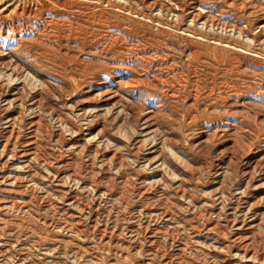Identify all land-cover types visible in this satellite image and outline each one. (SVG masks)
<instances>
[{
	"label": "rangeland",
	"instance_id": "obj_1",
	"mask_svg": "<svg viewBox=\"0 0 264 264\" xmlns=\"http://www.w3.org/2000/svg\"><path fill=\"white\" fill-rule=\"evenodd\" d=\"M66 1L0 0V264H261L253 256L261 244L243 233L251 226L264 241V177L235 169L218 151L232 141L241 152L264 146L253 132L264 121L236 109L241 123L210 138L207 152L196 138L218 111L199 106L189 119L190 105L175 99L154 114L160 92L149 87L143 98L124 87L106 104L88 100L97 95L91 85L112 80L111 69L81 54L74 29L105 46L119 23L125 33L114 43L131 37L174 54L192 46L206 69L231 61L230 81L264 83V0ZM66 25L73 29L65 38ZM183 59L193 61L186 52ZM76 81L86 93L73 92ZM127 100L141 103V116L129 117Z\"/></svg>",
	"mask_w": 264,
	"mask_h": 264
},
{
	"label": "bare ground",
	"instance_id": "obj_2",
	"mask_svg": "<svg viewBox=\"0 0 264 264\" xmlns=\"http://www.w3.org/2000/svg\"><path fill=\"white\" fill-rule=\"evenodd\" d=\"M46 1V0H45ZM68 1V0H67ZM66 1V2H67ZM51 2V1H50ZM59 3V1H58ZM111 4V3H110ZM195 4V3H194ZM51 5V4H50ZM66 5V4H65ZM193 5V4H192ZM198 5V4H196ZM49 7V6H48ZM82 7V6H81ZM194 7V6H193ZM198 7V6H197ZM33 8V6H32ZM195 8V7H194ZM202 8V7H201ZM35 9V8H34ZM49 9V8H47ZM57 9V8H56ZM176 9V8H175ZM197 9V8H195ZM172 10V8H171ZM174 10V8H173ZM47 11V10H44ZM52 11V10H51ZM179 11V10H178ZM181 11V10H180ZM55 12V11H54ZM53 12V13H54ZM59 12V11H58ZM64 12V11H63ZM66 12V11H65ZM191 12V11H190ZM32 13V12H31ZM43 13V12H42ZM44 14V13H43ZM56 14V13H55ZM63 14V13H62ZM69 14V13H68ZM190 14V13H189ZM192 14V13H191ZM190 14V15H191ZM32 15V14H31ZM2 16V15H1ZM42 16V15H41ZM55 16V15H54ZM65 16V15H64ZM68 16V15H67ZM75 16V15H74ZM73 16V17H74ZM51 17V16H48ZM69 17H72L69 15ZM77 17V16H76ZM81 17V16H80ZM101 17V15H100ZM192 17V16H190ZM3 18V17H2ZM42 18V17H41ZM40 18V19H41ZM75 18V17H74ZM45 19V18H44ZM79 19V18H78ZM180 19V18H179ZM201 19V18H199ZM260 19V18H259ZM36 20V19H35ZM48 20V19H47ZM60 20V19H59ZM67 20V19H66ZM22 21V20H21ZM27 21V20H26ZM39 21V20H38ZM55 21V20H53ZM81 21V19H80ZM101 21V20H100ZM5 22V21H4ZM32 22V21H31ZM52 22V21H51ZM66 22V21H64ZM106 22V21H105ZM36 23V22H35ZM40 23V22H38ZM58 23V22H57ZM13 24H15L13 22ZM23 24V23H22ZM41 24V23H40ZM121 24V23H120ZM126 24V23H125ZM236 24V23H235ZM238 24V23H237ZM7 25V24H6ZM12 25V24H11ZM35 25V24H34ZM48 25V24H47ZM51 25V24H50ZM110 25V24H109ZM113 25V24H112ZM245 25V24H244ZM22 26V25H21ZM24 26V25H23ZM40 26V25H39ZM52 26V25H51ZM104 26V24H103ZM108 26V25H107ZM119 26V23H118ZM118 26L113 25L115 29L116 36L111 38L110 42L105 44V46H100L96 41L86 40V36H81V28L75 26L74 38L79 40L81 54L90 59V61L95 63H105L110 65L112 80L102 84L101 86L91 85V87L96 91L97 95L94 97H89L88 100L100 101L102 103H108L118 99V91H122L124 87L137 88V98H143L145 94L144 90L149 87L150 90H159L160 93L152 99V109L154 114H158L169 101H174L175 99L180 100L181 103H188L190 106L186 110V114L190 116L189 119L194 117V114L199 106H204L205 109H213L218 111L219 114L212 116V119L208 122L209 125L201 130L197 135L198 145L207 151L211 152L212 147L209 145L208 141L210 138L214 139L216 136L220 135L222 132L229 131L241 123V120L234 118L236 109H241L243 112L251 115L255 120L260 118L264 121V83L262 82H251L248 84L237 83L230 81V72L233 69V65L230 62L223 63L222 68H215L208 66L206 69L202 66V60L200 53L192 46L188 47L187 51L182 50L178 54H174L171 50L169 51L162 44L159 48L152 47L151 45L147 47L140 46L138 41L133 38L126 37L121 39L119 43H114V39L118 36L119 32H124V29L118 28ZM8 27V26H7ZM26 27V25H25ZM27 26L26 28H28ZM45 27V26H44ZM56 27V26H55ZM60 27V25H59ZM169 27V26H168ZM181 27V26H180ZM257 27H264V21L259 20L257 22ZM11 28V27H9ZM22 28V27H21ZM62 28V27H61ZM172 28V27H171ZM1 29V28H0ZM13 29V28H12ZM32 29V28H30ZM34 29V27H33ZM59 29V28H58ZM73 29V28H72ZM71 25H66L62 29V36L69 37L70 31H72ZM22 30V29H21ZM38 30V29H37ZM260 30V29H259ZM258 30V31H259ZM11 32V30L9 29ZM8 31V32H9ZM43 31V30H42ZM131 31V30H130ZM138 31V30H137ZM74 32V31H73ZM140 32V31H139ZM146 32V31H145ZM17 33V32H16ZM20 33V32H19ZM37 32L32 30H24L23 35L26 38L35 39L37 37ZM44 33V32H43ZM59 33V32H58ZM61 33V31H60ZM59 33V34H60ZM110 33V32H109ZM125 33V32H124ZM135 33V32H134ZM148 33V32H147ZM153 33V32H152ZM38 34V33H37ZM105 34V33H103ZM131 34V33H130ZM143 34V33H142ZM22 35V36H23ZM139 35V34H138ZM185 35V34H184ZM191 35V34H190ZM194 35V34H193ZM192 35V36H193ZM262 35V33H261ZM13 36V35H12ZM53 36V35H52ZM112 36V35H111ZM128 36V35H127ZM134 36V35H133ZM260 36V35H259ZM258 36V37H259ZM72 37V36H71ZM138 37V36H136ZM143 38V36L141 35ZM146 37V36H145ZM151 37V35H150ZM184 38V36H182ZM60 38V37H59ZM264 38V37H262ZM108 39V38H107ZM106 39V40H107ZM141 39V38H140ZM147 39V38H146ZM19 40V39H18ZM55 40V39H54ZM102 40V39H101ZM188 40V39H187ZM14 41V40H13ZM50 41V40H49ZM76 41V40H75ZM157 41V40H156ZM190 41V40H189ZM19 43V42H18ZM146 43V42H145ZM165 43V42H164ZM69 44V43H68ZM174 44V43H173ZM190 44V43H189ZM12 45V44H10ZM17 45V44H16ZM34 45V44H33ZM15 46V45H14ZM69 46V45H68ZM197 46V45H194ZM199 46V45H198ZM10 46H8L9 48ZM18 47V46H16ZM72 47H76L73 45ZM12 48V47H11ZM53 48V47H52ZM199 48V47H198ZM7 49V48H6ZM13 49V48H12ZM15 49V47H14ZM170 49V48H169ZM50 50V49H49ZM79 50V51H80ZM105 50L110 51V55L102 56L101 52ZM16 52L15 50H13ZM52 51V50H51ZM50 51V52H51ZM67 51V50H66ZM40 52V51H39ZM78 52V51H77ZM184 52L188 56H191L193 61H185L183 59ZM10 53V52H9ZM18 53V52H16ZM15 53V55H16ZM8 54V53H7ZM25 54V53H24ZM30 54V53H29ZM104 54V53H103ZM1 55V54H0ZM3 55V54H2ZM186 55V54H185ZM28 56V55H27ZM56 56V55H55ZM1 57V56H0ZM45 57V56H44ZM50 57V56H49ZM205 57V56H204ZM241 57V56H240ZM58 58V57H57ZM35 59V58H34ZM82 60V59H81ZM106 60V62H105ZM187 60V59H186ZM209 60V59H208ZM212 60V59H211ZM58 61V60H57ZM244 61V60H243ZM249 61V60H248ZM254 61V60H253ZM78 62V61H77ZM205 62V61H204ZM255 62V61H254ZM68 63V62H67ZM201 63V64H200ZM221 63V62H220ZM79 64V63H78ZM242 64V63H241ZM246 64V63H245ZM70 65V64H69ZM100 65V64H99ZM236 65V64H235ZM72 67V66H71ZM103 68V67H102ZM107 68V67H106ZM207 71H212L213 75L207 77L205 69ZM246 68V67H245ZM244 68V69H245ZM255 68V67H254ZM80 69V68H79ZM83 70V68H82ZM69 72V71H68ZM109 72V71H108ZM107 72V73H108ZM247 72V71H246ZM264 73V69L261 70ZM98 73V72H97ZM96 73V74H97ZM100 73V72H99ZM104 73V72H102ZM100 73V74H102ZM248 73V72H247ZM234 74V73H233ZM238 74V73H237ZM253 74V73H252ZM85 76V75H84ZM100 76V75H99ZM108 76V75H107ZM240 76V75H239ZM254 76V75H253ZM241 77V76H240ZM242 77L243 74H242ZM246 77V76H245ZM252 77V76H251ZM71 81H74L72 75L69 77ZM88 78V77H87ZM91 78V77H90ZM97 78V77H96ZM101 78V77H100ZM99 78V79H100ZM76 79V78H75ZM239 79V78H238ZM110 80V79H109ZM233 80V79H232ZM264 80V79H262ZM94 82V81H93ZM64 83V82H63ZM73 83V92L78 94V92L86 93L87 88L82 85V81L71 82ZM88 83V82H87ZM86 83V84H87ZM85 84V85H86ZM90 84V83H88ZM94 84V83H93ZM230 85V86H229ZM231 87V88H229ZM152 88V89H151ZM228 88V89H227ZM242 88V89H241ZM231 89V90H230ZM91 90V89H90ZM131 90V89H130ZM135 90V89H134ZM149 90V89H148ZM232 90H236L235 93ZM128 91V90H127ZM239 91V92H238ZM123 92V91H122ZM133 92V91H132ZM135 92V91H134ZM147 94L149 93L146 92ZM131 94V93H130ZM150 94V93H149ZM83 95V94H82ZM126 96V95H125ZM235 96V99L232 97ZM145 97V96H144ZM239 97V98H238ZM130 98V97H129ZM134 98V97H133ZM151 98V97H150ZM135 99V98H134ZM147 100V99H146ZM151 100V99H150ZM94 101V102H95ZM237 101V102H236ZM145 102V101H144ZM239 102V103H238ZM148 103V102H147ZM238 103L239 105H237ZM171 104V103H170ZM228 104V107L225 105ZM63 105V104H62ZM104 105V104H103ZM124 105L128 111L129 117L136 118L142 115V105L139 101L127 100L124 101ZM109 106V105H108ZM169 104L167 105V107ZM172 108V107H171ZM165 109V108H164ZM168 109H170L168 107ZM179 109V107H177ZM82 110V109H81ZM145 111V110H144ZM167 111V110H166ZM78 113V112H77ZM80 113V112H79ZM83 113V112H82ZM172 113V111L170 112ZM215 114V113H214ZM11 115V114H10ZM147 115V114H146ZM145 115V116H146ZM170 116V115H169ZM6 117V116H5ZM210 118V117H209ZM143 119V118H142ZM186 120V118L184 119ZM245 120V119H244ZM6 121V120H5ZM201 121V120H200ZM246 121V120H245ZM95 122V120H94ZM189 122V121H188ZM243 122V121H242ZM91 123V122H90ZM98 123V122H97ZM197 123V122H196ZM207 124V123H206ZM12 125V124H11ZM10 125V126H11ZM95 125V124H93ZM243 125V124H242ZM101 126V125H100ZM202 126V125H201ZM250 126V125H249ZM249 126H247L249 128ZM9 128V127H8ZM7 128V129H8ZM251 128V127H250ZM237 129V128H236ZM170 134V137L174 139L179 144H182L180 139L181 134L175 132L174 129ZM198 132V131H197ZM196 132V133H197ZM254 132L256 138L259 136L264 139V128H258ZM28 133V132H27ZM59 134V133H58ZM57 135V134H56ZM246 135V134H245ZM248 135V134H247ZM224 136V135H223ZM75 138V137H74ZM81 138V137H80ZM84 138V137H83ZM182 138V137H181ZM26 140V139H24ZM27 141V140H26ZM34 141V140H33ZM79 141V140H78ZM81 141V140H80ZM30 142V140H29ZM259 140V144H260ZM3 143V142H2ZM5 144V143H4ZM10 144V143H9ZM262 144V143H261ZM32 145V144H31ZM4 146V145H3ZM27 146V145H26ZM30 146V145H29ZM258 146V145H257ZM254 143H250L249 146L241 152V150L234 146L233 141L229 143H223L222 149L219 150V155L221 159L226 158L228 162H232L233 166L237 170L250 171L253 169H258L260 171L261 177H264V146L257 147ZM5 147V146H4ZM28 149V148H27ZM24 150V149H23ZM22 150V151H23ZM29 151V150H28ZM27 151V152H28ZM24 152V151H23ZM22 152V154H23ZM33 153V152H32ZM35 153V152H34ZM18 154V153H17ZM25 154V153H24ZM28 154V153H27ZM31 155V154H30ZM36 155V154H35ZM29 156V155H28ZM24 157V156H23ZM21 158V157H20ZM19 159V158H18ZM27 159V158H26ZM220 159V160H221ZM24 160V159H23ZM22 160V161H23ZM64 161V160H63ZM60 163V162H59ZM223 164V163H222ZM17 165V164H16ZM50 166V165H49ZM1 174V173H0ZM3 179V177H2ZM23 179V178H22ZM11 180V179H10ZM14 180V179H13ZM261 180V179H259ZM7 181H9L7 179ZM256 182V181H255ZM264 182V181H261ZM1 183V182H0ZM6 183V182H4ZM10 183V182H9ZM262 184V183H261ZM12 185V184H10ZM4 186V185H3ZM17 188V187H16ZM1 190V189H0ZM3 191V190H2ZM11 192V191H10ZM14 192V191H12ZM6 193V192H5ZM4 194V192H3ZM8 195V194H7ZM10 194V198H13ZM2 197V196H1ZM8 197V196H7ZM18 197V196H17ZM9 198V200H10ZM16 198V197H15ZM19 198V197H18ZM13 200V199H12ZM25 201V199H23ZM8 201V200H7ZM22 201V202H24ZM30 201V200H29ZM21 203V201H20ZM11 204V202H10ZM24 204V203H23ZM4 205V204H3ZM20 205V204H19ZM32 205V203H31ZM1 207V206H0ZM7 207V205L5 206ZM14 207V206H12ZM32 207V206H31ZM16 208V207H15ZM14 208V209H15ZM5 209V208H4ZM28 209V207H27ZM156 209V208H155ZM3 210V207H2ZM18 210V209H17ZM21 210V209H20ZM23 210V209H22ZM21 210V211H22ZM212 210V209H211ZM26 211V210H25ZM28 211V210H27ZM157 211V210H156ZM5 213V212H3ZM30 214V213H29ZM70 214V213H69ZM1 216V215H0ZM74 216V215H73ZM8 217V216H7ZM39 217V216H38ZM37 217V218H38ZM11 218V217H10ZM15 218V217H14ZM189 218V217H188ZM191 219V218H190ZM5 220V219H4ZM8 220V219H7ZM12 220V219H11ZM18 220V219H16ZM258 220V219H257ZM66 221V220H65ZM181 221V220H180ZM184 221V219H183ZM256 221V220H255ZM2 222V221H1ZM4 222V221H3ZM14 222V221H13ZM40 222V221H38ZM20 223V222H19ZM44 223V221H43ZM64 223V222H63ZM212 223V222H211ZM250 223V222H249ZM14 224V223H13ZM34 224V222H33ZM39 224V223H38ZM252 224V223H251ZM35 225V224H34ZM41 225V224H40ZM53 225V224H52ZM61 225V224H60ZM70 225V224H69ZM75 225V224H74ZM190 225V224H189ZM244 224H242L243 226ZM245 224L244 226H246ZM250 225V224H248ZM38 226V225H37ZM36 226V227H37ZM68 226V225H67ZM207 226V225H206ZM236 227V226H235ZM39 228V227H38ZM55 228V227H54ZM57 228V227H56ZM74 228V227H70ZM76 228V227H75ZM205 228V227H204ZM238 228V227H237ZM255 228V227H254ZM81 229V228H80ZM32 230V229H31ZM61 230V229H60ZM202 230H204L202 228ZM233 230V229H232ZM237 230V229H236ZM42 231V230H41ZM54 231V230H53ZM56 231V230H55ZM54 231V232H55ZM105 231V230H103ZM194 231V230H193ZM198 231V230H196ZM242 231V230H241ZM76 232V231H75ZM78 232V231H77ZM34 233V232H33ZM59 233V232H58ZM82 233V230H81ZM208 233V232H207ZM237 236L239 232H236ZM245 239L251 242H259L261 244V249L253 253L255 259L264 264V241L257 237V234L253 231L251 226H246L244 231ZM38 235V234H37ZM79 235V233H78ZM205 235V234H204ZM41 236V235H40ZM64 237V236H63ZM67 237V236H66ZM106 237V236H104ZM103 237V238H104ZM55 238V237H54ZM205 238V237H204ZM61 239V238H60ZM111 239V238H110ZM63 240V239H62ZM108 240V239H107ZM113 240V239H112ZM51 241V240H50ZM111 241V240H110ZM239 238L235 237L232 241L233 244L239 243ZM222 242V241H221ZM79 243V242H78ZM77 243V244H78ZM185 244V243H184ZM224 244V243H223ZM57 245V243H56ZM232 245V244H231ZM49 246V245H48ZM256 246V245H255ZM56 247V246H55ZM84 247V246H83ZM76 248V247H75ZM239 248V247H238ZM236 248V249H238ZM52 249V248H51ZM251 249V248H250ZM232 250V249H231ZM243 250V249H242ZM114 251V250H113ZM111 252V251H110ZM234 252V251H233ZM232 252V253H233ZM237 253V251L235 250ZM240 252V250H239ZM225 254V253H224ZM91 255V254H90ZM97 253H94V256ZM236 255V254H235ZM250 254H248L249 257ZM127 257V256H126ZM238 257V256H237ZM95 258V257H94ZM114 258V257H113ZM165 259V258H164ZM239 259V258H238ZM248 259V258H246ZM250 259V258H249ZM116 261V260H115ZM235 261V260H234ZM110 262V261H108ZM112 262V260H111ZM170 262V261H169ZM98 263V262H97ZM173 263V262H172ZM253 263V262H252ZM251 263V264H252ZM99 264V263H98ZM114 264V263H112ZM234 264V262H233Z\"/></svg>",
	"mask_w": 264,
	"mask_h": 264
}]
</instances>
